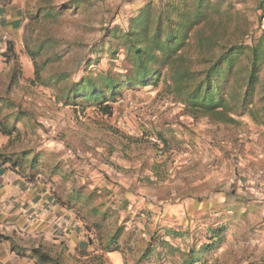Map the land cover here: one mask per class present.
Segmentation results:
<instances>
[{
    "label": "rangeland",
    "instance_id": "obj_1",
    "mask_svg": "<svg viewBox=\"0 0 264 264\" xmlns=\"http://www.w3.org/2000/svg\"><path fill=\"white\" fill-rule=\"evenodd\" d=\"M148 1H0V70L16 72V80L11 81L7 92L0 90V124H5L7 130L6 133L0 131V161L14 169L25 168L26 174L32 176L38 163L45 166L52 160L48 156L39 158L37 149L44 138L61 141L65 149L73 151L76 163L88 158L80 150L86 140L93 150L101 148L95 135H106L120 153L118 156L129 161L136 160L140 148L151 149L152 157H158L171 148L198 151L206 146L208 152L215 150L209 156L208 165H215L216 150H220L222 160L241 166L243 156L239 157V150L246 148L243 145H250V133L257 136L256 140L261 138L260 147H264V110H259L264 107V100L260 99H264V62L257 73L254 102L235 111V123H220L184 113L183 105L169 92L163 79L156 85L123 88L114 99L105 102L113 110L111 115L102 114L90 100L66 96L72 83L83 75L93 77L99 72H121V66H127L121 46L114 56L108 50L118 47L117 36ZM220 1L224 3L219 9L228 15L223 16L228 21L227 39L246 46L255 42L264 29V0ZM247 61V54L243 53L237 66L243 68ZM125 148L127 153H123ZM102 157L98 162L109 164V155L99 158ZM192 163L190 182L199 191L202 180L195 169L198 162L192 160ZM171 170H175L174 179L178 173H181L179 179L187 176L184 172L188 169H182L180 164ZM235 175L238 181L250 185L251 194L257 181L250 170L239 167ZM212 189V185L208 186V191ZM214 213L208 211L207 216ZM201 218L195 214L188 224H182L184 235L174 236L175 245L168 244L163 226L154 230L149 242L152 254L146 264H258V259H264V250L258 249L264 241V236L258 232L264 225V211L258 213L255 206L251 207L250 251L244 242L248 237L241 236L238 240L246 246L243 248L236 237H232L236 243L230 241L226 254L231 253L232 260L224 253L220 256V244L201 252L214 228L199 226ZM111 233L114 235L115 230ZM123 238L127 243L121 250L123 263L140 264L137 238Z\"/></svg>",
    "mask_w": 264,
    "mask_h": 264
},
{
    "label": "crops",
    "instance_id": "obj_2",
    "mask_svg": "<svg viewBox=\"0 0 264 264\" xmlns=\"http://www.w3.org/2000/svg\"><path fill=\"white\" fill-rule=\"evenodd\" d=\"M10 75L8 69L0 70L1 91L7 89ZM95 137L101 148L93 150L86 140L80 150L88 158L76 163L73 151L65 149L61 141L44 138L37 149L39 158L48 156L52 160L45 166L38 163L33 170L35 178L26 174L25 168L14 169L0 161V264H49L42 257L43 251L58 255L64 264H124V236L137 238L140 258L146 249L152 251L149 242L154 230L163 226L168 244L175 245L174 236L184 235L182 224H188L195 214L204 216L199 226H222L220 256H226L234 237L237 241L241 236L248 237L244 241L248 246L251 207L255 206L258 213L264 211L261 138L256 140L257 136L250 133V145H243L246 148L238 154L243 156V164L234 166L230 160H222L220 150H216L215 165H208L215 150L208 152L206 146L198 151L171 148L158 157H152L151 149L140 148L136 160L129 161L118 156L106 135ZM123 150L127 153L126 148ZM106 154L109 164L102 165L98 161L103 157H99ZM192 155L202 180L199 191L190 182ZM179 164L188 169L184 172L187 176L179 179L178 173L174 183L175 170L171 169ZM239 167L250 170L257 181L251 194L250 185L236 179ZM208 181L213 186L209 191ZM253 195L256 198H250ZM211 210L216 213L207 216ZM112 229H119L113 243ZM258 232L264 236V225ZM258 249L264 250V241ZM226 257L232 260L231 253ZM258 260V264H264V259ZM139 263L146 264L147 258Z\"/></svg>",
    "mask_w": 264,
    "mask_h": 264
},
{
    "label": "trees",
    "instance_id": "obj_3",
    "mask_svg": "<svg viewBox=\"0 0 264 264\" xmlns=\"http://www.w3.org/2000/svg\"><path fill=\"white\" fill-rule=\"evenodd\" d=\"M223 3L220 0H149L117 36L118 47L108 50L114 56L121 46L127 66L122 65L121 72L83 75L72 83L66 96L90 100L102 114L111 115L113 110L105 102L114 99L123 88L156 85L163 79L169 92L183 105L184 113L220 123H235V111L254 102L257 73L264 62V29L248 46L232 43L226 37L228 21L223 18L228 15L219 9ZM243 53L247 54L248 63L240 68L237 63ZM14 80L15 70L6 92ZM259 110L263 111L264 107ZM0 125V131L6 133L5 124ZM210 231L209 242L202 245L201 252L212 250L222 242V226ZM118 233L119 229L111 243ZM41 253L49 264H64L56 254ZM151 254L148 248L139 259Z\"/></svg>",
    "mask_w": 264,
    "mask_h": 264
}]
</instances>
